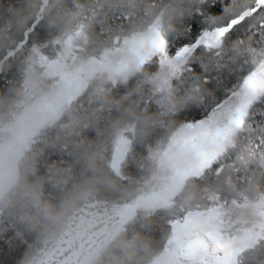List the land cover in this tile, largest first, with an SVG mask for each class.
<instances>
[{"label": "trees", "instance_id": "16d2710c", "mask_svg": "<svg viewBox=\"0 0 264 264\" xmlns=\"http://www.w3.org/2000/svg\"><path fill=\"white\" fill-rule=\"evenodd\" d=\"M230 2L209 0L207 5L201 6L198 0L196 8L182 19L181 30L175 34L166 32L170 36V53L185 43L196 42L205 30L211 28L213 17L228 14L225 9H240L241 0H235V4ZM243 2L249 3V0ZM174 4L175 0H0V101L17 99L31 58L36 60L33 65V76L39 77L36 83L45 86L49 78L43 72L44 66L38 63V53L49 59L57 58L63 50L62 39L65 36L80 29V34L73 40V52L78 60L89 59L113 47L133 29ZM259 20L257 16L255 20L250 19L235 28L219 53L204 48L197 50L190 64L197 80L185 74L180 79L175 78L171 84L176 99L185 102L179 107L173 106L169 89L162 98L151 93L149 78L158 67L156 57L126 80L118 81L115 86L108 85L111 96L121 100L123 107L132 106L159 119L148 139L137 138L136 125H129L130 150L126 152L127 160L121 169V185L104 190L89 204H96L99 210L111 208L115 211L138 197L125 189L152 178V161L166 147L170 136L183 124L208 114L253 70L252 57L238 41L247 47L264 49V35H258V28L249 35L248 24H258ZM93 91L94 87L89 82L70 104L75 102L82 111L95 107ZM193 96L202 98L193 102L189 100ZM5 110L6 105L0 106V113ZM177 112L179 114L175 115ZM116 115L115 109L104 112L107 119ZM250 122L258 131L264 128V98L256 101L250 109ZM94 136L95 131L89 128L83 130L81 136L64 139L59 126L45 128L39 137L38 147L43 150L39 161L40 173L52 177L45 190L48 199L56 202L62 196L55 176L57 169L71 167L77 175L84 171L77 151L70 145ZM249 145L252 151L248 156L253 163L243 160L242 149ZM188 182L196 183L201 189V197L194 205L186 207L182 200L177 199L163 209L139 208L127 220L130 233H135L149 222V217L152 218L154 227L147 234L152 247L144 249L145 264L157 251L164 249L172 232L169 225L173 220L183 218L191 210L209 208L217 201L256 200L264 195V144H261L259 132L251 137H241L209 169L184 183ZM0 209V264H36L65 236L47 235L33 228L19 209L8 203H3ZM250 220V215L238 219L231 227L232 233L238 234ZM257 250L264 251V243L257 245Z\"/></svg>", "mask_w": 264, "mask_h": 264}, {"label": "clouds", "instance_id": "9594fccd", "mask_svg": "<svg viewBox=\"0 0 264 264\" xmlns=\"http://www.w3.org/2000/svg\"><path fill=\"white\" fill-rule=\"evenodd\" d=\"M197 2L175 0L174 6L165 8L124 37L121 48L129 54L127 70L123 69L118 55H109L99 63L92 62L96 70L94 75L90 73L86 58L80 62L81 76L94 87L92 101L95 107L82 111L75 102L68 104L58 98L56 90L50 91L47 99L39 102L23 99L0 101V106L6 105V110L0 113V135L5 138V148L0 150V203L15 206L25 221L47 235H67L73 247L74 264H145L144 249L152 247L147 235L154 227L151 217L140 231L130 233L128 221L122 222L111 208L102 209L107 220L106 231L102 237H97L94 228L89 227V217H94L95 213L84 214L88 204L104 190L121 185V169L127 155L123 151L113 155L114 145L122 144L130 150V142L124 139L129 125H136L137 138L148 139L159 119L132 106L123 107L121 100L111 96L108 85L115 86L138 70V44L143 37L151 35L154 28L178 33L182 19L196 8ZM240 47L246 50L247 45ZM33 78L39 80L35 74ZM169 94L174 107L185 103L176 99L171 86ZM200 98L193 96L189 100L195 102ZM48 102H52L53 106L49 107ZM112 109L117 115L107 119L104 112ZM56 126H59L64 139L81 136L83 130L89 128L95 131V136L70 145L77 151L84 171L77 175L71 167L57 169L55 176L62 196L59 201L53 202L45 194L46 185L52 182V177L40 173L39 161L43 150L38 144L41 131ZM260 131L264 128L258 131L249 120L244 128L233 133V142L226 146V151L241 137H251ZM242 151L243 160L253 163L248 156V152L252 151L251 145ZM194 160L193 153L180 157L181 165L186 169L192 166ZM152 164L151 179L125 190L134 196H146L149 206L161 209L169 207L173 200H182L186 207H190L200 199L199 185L194 182L182 184L175 170L158 159H154ZM114 165H118V170ZM261 243H264V237L258 238L257 245ZM257 245L245 250L238 258V264H264V251H258ZM148 264H184V261L167 248L157 251Z\"/></svg>", "mask_w": 264, "mask_h": 264}, {"label": "snow or ice", "instance_id": "6c2138e0", "mask_svg": "<svg viewBox=\"0 0 264 264\" xmlns=\"http://www.w3.org/2000/svg\"><path fill=\"white\" fill-rule=\"evenodd\" d=\"M201 6L209 0H199ZM230 3L235 4V0ZM233 8L225 9L227 15L213 17L211 28L205 30L195 44H183L178 50L170 53V36L159 28H154L151 35L143 37L138 44L142 53V62L153 57L159 64L168 69L169 76L180 79L185 74L191 75L192 80L197 77L192 74L190 64L198 49L214 50L217 53L227 43V39L235 28L255 20L259 16L258 24L249 23V35L260 30L258 35H264V0H251L244 3L238 11ZM238 44L243 45L242 41ZM246 53L252 57L253 70L243 80L240 90L233 94L234 103L224 105L213 116L189 128L195 130L190 136L183 137L177 142V147L190 148L195 160L191 167L181 173V179L186 176H200L225 153L226 146L232 143L233 133L244 128L250 120V109L254 103L264 98V49L246 48ZM261 144H264V131L259 132ZM118 170V165H114ZM172 229L168 240L171 250L184 264H238V258L247 249H252L257 238L264 237V231L255 234L246 232L242 237L233 238L225 235L218 214L210 213L206 218L191 213L186 218L169 225ZM264 229V225H261ZM11 235V233H9Z\"/></svg>", "mask_w": 264, "mask_h": 264}, {"label": "rangeland", "instance_id": "374dc122", "mask_svg": "<svg viewBox=\"0 0 264 264\" xmlns=\"http://www.w3.org/2000/svg\"><path fill=\"white\" fill-rule=\"evenodd\" d=\"M157 22L159 23V21ZM80 32L81 30L78 29L62 39L63 50L57 58L49 59L45 55L38 53V57H37L38 63L44 66L43 72L45 76L49 78L46 80L45 83L47 84L45 86L42 85L39 86V84L36 83V80H34L33 65L36 62V60L34 58H31V61H29V67L27 68V73L25 75L23 85L19 91L17 99L39 102L42 100H46L47 95L50 91L56 90L58 98L63 99L68 104H70L71 101L76 97V95L87 87L89 80L87 81V84L84 87L79 88L80 81L77 79V76L81 75L79 65L82 60H78L73 52V49L75 47L73 43L74 37L79 35ZM122 40L117 44H115L113 47L104 50L100 55L93 56L87 59L89 61V69L92 75H94L96 71L95 68L92 67V62H96V63L102 62L109 55L120 56L122 67L124 70H127L129 54L122 50L121 48ZM196 42L192 44H195ZM138 51L140 54V59L137 66L139 70L146 62H148L152 58L142 62V53L139 50V47H138ZM133 74L129 75L128 77L132 76ZM153 77L156 78L154 79ZM174 79L175 78L169 76L168 69L162 67L158 62L157 69L149 78L151 93H153L158 98H162L167 94L169 86H171ZM241 85L236 90H234L227 98L221 101L208 114L196 120L189 121L183 124L182 126H180L170 136L166 147L159 152L157 159L160 162L166 164L167 166L173 168L175 170L176 176L180 179V182L182 184L193 176L189 175L181 179V173L186 168H184L181 165L180 157L182 154L192 153V150L190 148H185L183 146L177 147L178 140H180L183 137L190 136L193 133L195 129L189 128L188 127L189 125H195L202 121L208 120L222 106L230 105L231 103H234V101L232 100L233 94L240 90ZM48 106L52 107L53 103L48 102ZM130 128L131 126H129V129ZM44 131L45 128L41 131L39 137L44 133ZM124 139L129 141L128 134L124 136ZM4 148H5V138L2 135H0V150H4ZM122 151L125 153L127 152V149H125L124 145L122 144L114 145L113 155H116L117 153H121ZM2 204L3 203H0V208ZM139 208L154 209L157 207L149 206L147 202V197L144 195H140L137 198H135L133 202L115 209V213L120 217V220L123 222V221H127ZM213 210H215V214H218L219 216V220L225 235H230L233 238H237V237H242L248 231H252L255 234H260L262 231H264V229L261 228V225H264V195H262L260 198L256 200L242 198V199H232L228 201L225 200L217 201L209 208L191 210L187 212L183 218H186L189 213L195 216L206 218L210 213H213ZM89 213H95L94 217H89L90 219L89 227L94 228L95 236L102 237L103 233L106 231L105 225L107 224V220L103 215V211L99 210L98 206L92 203L89 204L84 209V214L86 216ZM248 215L251 216V220L249 224L246 227L242 228L238 234H233L231 229L232 225L238 219H242V217H248ZM181 219H175L172 221V223H175ZM171 235L172 232L168 237L167 242L171 238ZM167 242L164 249L168 248ZM36 264H74L73 247L69 242V237L65 235L59 241L55 249L47 253L43 257V259H41Z\"/></svg>", "mask_w": 264, "mask_h": 264}, {"label": "water", "instance_id": "95a60500", "mask_svg": "<svg viewBox=\"0 0 264 264\" xmlns=\"http://www.w3.org/2000/svg\"><path fill=\"white\" fill-rule=\"evenodd\" d=\"M77 79L80 81L79 88H82L87 84L88 79H85L81 75L77 76Z\"/></svg>", "mask_w": 264, "mask_h": 264}]
</instances>
